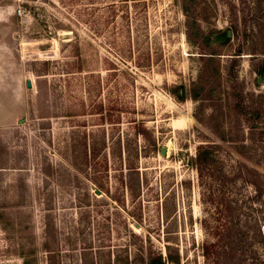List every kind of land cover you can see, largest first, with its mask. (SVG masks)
I'll return each mask as SVG.
<instances>
[{"label":"rangeland","instance_id":"obj_1","mask_svg":"<svg viewBox=\"0 0 264 264\" xmlns=\"http://www.w3.org/2000/svg\"><path fill=\"white\" fill-rule=\"evenodd\" d=\"M260 69L264 0H0V264L46 208L61 264H206L194 159L264 175Z\"/></svg>","mask_w":264,"mask_h":264},{"label":"trees","instance_id":"obj_2","mask_svg":"<svg viewBox=\"0 0 264 264\" xmlns=\"http://www.w3.org/2000/svg\"><path fill=\"white\" fill-rule=\"evenodd\" d=\"M225 39L228 40L226 35ZM259 73L264 75V69H260ZM174 93L179 99L183 98L178 90ZM211 156L209 148L201 144L194 159L198 182L202 188L200 200L205 213L200 223L208 237L202 242L205 262L206 264H264V259L255 246L257 244L264 251V175L237 159L234 164H230L232 171L229 176H225L224 161ZM213 179H217V185L221 187L219 190L212 189ZM237 179H240V186L252 187V191L238 190L235 193H228L222 189L228 181L236 185ZM206 185L207 188L204 189ZM45 211L42 244L44 261L45 264H61L59 251L51 249L56 233L47 208ZM170 212L171 210L165 208L164 216L168 218ZM210 235L215 239H211ZM166 248L168 250L166 259L161 254H157L148 256L142 261L146 260V264H165L164 260H167L170 264H179L177 250L173 255L170 252V244H167ZM17 249L22 264H30L33 261L34 256L25 253L23 244ZM82 261L83 264H97L96 259L93 258L85 257Z\"/></svg>","mask_w":264,"mask_h":264},{"label":"water","instance_id":"obj_3","mask_svg":"<svg viewBox=\"0 0 264 264\" xmlns=\"http://www.w3.org/2000/svg\"><path fill=\"white\" fill-rule=\"evenodd\" d=\"M227 35H229V32H227ZM257 82L260 83L261 82V76H257ZM27 86L29 87L30 86V81H27L26 82ZM166 153V147L165 146H162L161 149H160V154H165ZM97 193L99 192L98 190L96 191Z\"/></svg>","mask_w":264,"mask_h":264}]
</instances>
